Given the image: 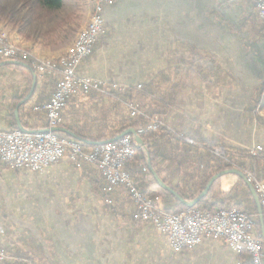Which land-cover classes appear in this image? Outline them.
<instances>
[{"label": "crops", "instance_id": "crops-1", "mask_svg": "<svg viewBox=\"0 0 264 264\" xmlns=\"http://www.w3.org/2000/svg\"><path fill=\"white\" fill-rule=\"evenodd\" d=\"M103 16L105 33L80 72L133 86L132 101L158 116L156 142L170 151L158 167L183 197L198 192V179L188 174L213 169L198 167V156L173 154L175 139L264 148V123L252 116L264 87V29L251 0H116ZM76 36L60 49L43 37L24 38L23 45L52 60L68 53ZM14 69L12 60L0 61V129H12L15 121L26 131L47 130L46 111L36 107L50 99L54 82ZM23 95L20 107L13 98ZM121 105L78 91L55 131L90 144L113 140L131 116ZM238 178L222 176L212 194L221 199ZM102 184L96 165L79 168L68 158L42 171L0 163V246L11 254L0 264H243L240 254L212 237L174 252L166 236L140 221L127 194L114 188L102 196ZM106 194L112 206L104 203Z\"/></svg>", "mask_w": 264, "mask_h": 264}, {"label": "built area", "instance_id": "built-area-1", "mask_svg": "<svg viewBox=\"0 0 264 264\" xmlns=\"http://www.w3.org/2000/svg\"><path fill=\"white\" fill-rule=\"evenodd\" d=\"M116 0H98V17L90 24V31L83 40H79L78 49L56 58V61H41L21 51V46L10 44L0 31V61H27L41 74L58 77L57 87L50 100L36 109L47 113L49 127L45 131H24L21 129H0V163L12 169L42 171L49 165L68 158L75 166L82 167L91 163L96 165L106 181L105 191L122 189L129 194L138 208V218L151 223L169 241L174 252H183L197 247L204 237L223 240L232 250L247 259L243 264H264V246L256 234L250 215L237 206L221 208L214 212H204L192 207L182 212H169L165 209L163 197L157 190H142L133 175L126 169V164L136 156L137 142L133 134H125L118 140L97 143L91 148L69 137H60L54 132L62 122V112L70 98L78 91L84 93H102L108 97L120 99L130 86L109 82L83 75L80 67L89 58L95 45L105 33L104 10ZM264 27V0H251ZM142 84L135 86L142 89ZM122 103H124L122 99ZM133 117L145 115L132 102H125ZM264 116V106L257 109ZM150 117V116H147ZM144 133L156 128L157 118H149ZM138 132V133H139ZM140 134V133H139ZM250 149L252 154L264 150L260 145ZM253 182L264 209V181L252 173H246ZM106 202L111 198L106 194ZM11 257L9 251L0 246V260Z\"/></svg>", "mask_w": 264, "mask_h": 264}, {"label": "trees", "instance_id": "trees-1", "mask_svg": "<svg viewBox=\"0 0 264 264\" xmlns=\"http://www.w3.org/2000/svg\"><path fill=\"white\" fill-rule=\"evenodd\" d=\"M30 1L33 4H36L37 6H39L43 11L49 12V13L56 12V11L60 10L64 5V0H30ZM262 28L264 29L263 26H262ZM94 49H95V47H94ZM92 55H93V53H92ZM15 67L18 69L27 70L29 72V74H32L34 72V70L32 69L31 63L27 62V61L18 60V63L15 64ZM46 77H47L48 81L54 82L55 89H56L57 83H58V77H52V76H46ZM132 88L133 87H130L128 92H130V93L133 92L131 90ZM30 91H31V88L28 89V93ZM128 92H126L127 94L124 92L121 95L122 99H123V96L128 97L129 99L132 98L131 94ZM94 93L104 95L102 93H97V92H94ZM89 94H93V93H89ZM25 98H26V95H23L21 97L15 96L13 98V102L16 105H19L21 107L24 104ZM259 106H264V87H262V89H260L259 98L256 100L255 104H253V108H252V116H253V119L256 121V123H264V116L259 115L257 113V109ZM12 117H13V115H12ZM138 118L130 116V118H128L120 128L116 129L115 134L113 136V139L116 140V138H118L122 133L126 132L127 130H129L131 128H134L138 132L140 131V129H147L148 125L150 123L148 124V122H144L143 119L139 120ZM13 122L14 123H13L12 129H19L17 127L15 121H13ZM54 132L57 133L60 137L74 138L68 134L61 133L59 131H54ZM139 133L143 137V139H144V141H145V143L149 149V156H150L151 163L153 164L154 168L156 169L158 175L165 182H167L168 179L164 177L163 171L158 167L159 164H158L157 160L162 159V157L166 156L168 153H170V151H168L167 147L162 146L161 144L156 142L157 138H158L157 132H152L150 130H147L145 133H141V132H139ZM74 139H76V138H74ZM80 142H82V144L87 148H91L92 146L95 145V144H90L88 141H85V140L84 141L80 140ZM98 143H101V142H98ZM171 150L173 151V154H175V155L185 154L187 156H196V157L198 156L199 161H198V164H196L198 167L204 168V169L205 168L206 169H208V168L213 169V172H211V174H209V175L205 174L204 176H199L198 170L188 174V176L191 180L195 181L198 179V181H199L198 192L191 193L190 195H184V197L188 200L195 199L199 195V193L202 190H204V188L207 186L209 180L211 179V177L213 175H215L218 172L227 170V169L239 168V169L243 170L245 173L247 171H251L258 179L264 181V150L257 153V154H252L250 152V149L226 147L225 145H218V144L217 145H214V144L202 145V144H198V141H196V140L195 141H187V140L185 141L181 138L174 140V142L171 145ZM136 151H137L136 156L126 164V169L136 179L138 186L142 190H144L145 192H147L149 190L148 188L150 186H155L158 189L157 195L163 197L165 209L169 212H182V211H185L189 208H192V207L182 203L181 201H179L169 191L165 190L163 187L160 186V184L154 178V175H153V173L149 167L146 155L143 152V150H141L140 148H136ZM135 163H136V167L134 169L131 168V164H135ZM87 164H91V163H87ZM85 165L86 164H84L82 167H84ZM82 167H80V168H82ZM143 168H146V170L149 172V174L153 176V182H151V181L145 182V177H144V175H142V169ZM239 180H240V182L236 186V188H234V190H232L231 192H229L227 194H223L221 199L216 197L214 194H212V190H213L214 185L216 183V182H214L213 185L211 186L208 194L205 195L203 198H201L193 207L199 208L204 212H214V211H217L221 208L231 207V206H237V207L244 209L250 215V217L254 223V226H255V232L262 239L263 246H264V238H263V234H262V225H261V222L259 219V214H258L256 202H255L253 195L251 194L250 189L247 186V184L243 181L242 178H239ZM101 181L103 183L101 186V194L103 196V193L105 191L106 181L102 175H101ZM174 188H176V190L180 194H182L179 187L174 186ZM125 194H127V193H125ZM127 195L129 196V198L133 202L135 209H136L137 216H138L137 205L135 204V202L131 198V196L129 194H127ZM105 204L107 206H112L113 205L112 199H111L110 203L106 202ZM240 257L244 261L247 259V257L245 255H240ZM24 264H30V263L28 261H24Z\"/></svg>", "mask_w": 264, "mask_h": 264}, {"label": "rangeland", "instance_id": "rangeland-1", "mask_svg": "<svg viewBox=\"0 0 264 264\" xmlns=\"http://www.w3.org/2000/svg\"><path fill=\"white\" fill-rule=\"evenodd\" d=\"M98 9V0H64L63 7L60 10L52 13L43 11L39 6L33 4L30 0H0V31H4V37H6L11 44L21 46V51L25 52V54L36 59H41V61H56V59L49 60V58H41L36 55L30 48L23 45L24 38L37 39L38 37H43L47 39L49 43H54L53 45L59 47L60 49V47L62 48L67 45V43L72 40V37L75 36V33H77L76 40L70 50L75 51L83 33L89 31V27L93 18L98 15ZM90 12L91 17L89 19ZM88 19L89 22L85 26L84 24L88 21ZM14 70H16V73L18 72L24 75H31L27 70L18 69L16 67ZM33 70L34 72L39 73L37 70ZM41 75L45 78H47L46 76H49L46 74ZM119 84L125 85L123 83ZM143 87L145 88V86H142V88ZM128 91L129 90L125 91V93ZM116 100H118V103L120 105L122 104L123 107H127L125 102L128 101L138 106V108H140L145 114L140 116L138 119H143L144 122H148V124L150 123L149 118H157L156 128L151 131L158 132V130H160L161 121L157 115L151 113L147 108L134 103L131 99L125 96H123L124 103H122V98L121 100ZM247 172L252 173L251 171ZM142 175H144L145 181L149 180L153 182V176L149 174L146 168L142 169ZM252 175L254 174L252 173ZM104 203L106 202L104 201Z\"/></svg>", "mask_w": 264, "mask_h": 264}, {"label": "water", "instance_id": "water-1", "mask_svg": "<svg viewBox=\"0 0 264 264\" xmlns=\"http://www.w3.org/2000/svg\"><path fill=\"white\" fill-rule=\"evenodd\" d=\"M15 64L18 63V61H13ZM19 127L21 130L26 131L22 125L19 123ZM58 130V128H54L53 129ZM125 134H133L135 137V140L137 142L138 148H140L141 150H143V152L146 155L149 167L155 177V179L157 180V182L160 184L161 187H163L165 190L169 191L174 197H176L179 201H181L182 203L193 207L201 198H203L205 195L208 194L211 186L213 185V183L215 181H217L219 178H221L222 176L226 175V174H236L238 177L242 178L244 180V182L247 184V186L250 189L251 194L253 195V198L256 202L257 205V209H258V214H259V219L262 225V234H263V238H264V209L263 206L261 204L259 195L257 193L256 187L253 184V182L248 178V176L246 175V173L239 169V168H231V169H227L221 172L216 173L215 175H213L211 177V179L209 180L207 186L204 188V190H202L199 195L192 200H188L186 198H184L175 188H173L171 185H169L168 183H166L157 173V171L155 170L153 164L150 161V156H149V149L143 139V137L137 132V130H135L134 128H131L129 130H127L126 132L122 133L118 138H116V140L120 139L123 135ZM114 140V139H113ZM112 141V140H109Z\"/></svg>", "mask_w": 264, "mask_h": 264}, {"label": "bare ground", "instance_id": "bare-ground-1", "mask_svg": "<svg viewBox=\"0 0 264 264\" xmlns=\"http://www.w3.org/2000/svg\"><path fill=\"white\" fill-rule=\"evenodd\" d=\"M97 17H98V15H96V16L93 18L92 22L95 21V19H96ZM89 31H90V27H89ZM89 31L86 32V33H83L81 40H83L84 37L87 36V34L89 33ZM4 39H5L6 41H8L6 37H4ZM8 42H9V41H8ZM9 43H10V42H9ZM10 44H11V43H10ZM78 44H79V42H78ZM78 44H77V49H78Z\"/></svg>", "mask_w": 264, "mask_h": 264}]
</instances>
